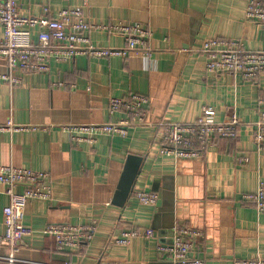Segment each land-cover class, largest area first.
Wrapping results in <instances>:
<instances>
[{"label": "crops", "instance_id": "crops-1", "mask_svg": "<svg viewBox=\"0 0 264 264\" xmlns=\"http://www.w3.org/2000/svg\"><path fill=\"white\" fill-rule=\"evenodd\" d=\"M249 2L19 0L24 17L57 18L64 9H77L94 25L139 24L151 32V52L128 59L79 56L52 64L48 73L15 70L17 84L0 81V166L50 175L51 197L26 207L24 224L32 232L21 241L17 264H173L157 247L174 240L175 229L183 226L201 233L190 254L205 264L264 258V214L242 200L264 186V148L259 150L254 139L263 111L264 72L253 81L209 74L202 52L210 40L264 51L263 28L246 21ZM3 37L0 24V42ZM89 37L97 47L126 46L116 34L93 31ZM7 71L8 62L0 57V72ZM132 94L150 99V126L129 127L126 137L97 136L93 144L74 143L64 129L127 120L124 112H110V100ZM205 107L214 110L215 123L236 114L237 137L217 139L194 159L162 156L164 125L193 123ZM10 123L19 129L12 130ZM129 155L143 159L141 175L126 206L119 208L113 199ZM5 190L0 184V235L9 204ZM140 191L157 193V205H141ZM94 222L93 240L75 251H58L44 232L50 224ZM131 228L151 229L155 236L117 245L115 239Z\"/></svg>", "mask_w": 264, "mask_h": 264}, {"label": "built area", "instance_id": "built-area-1", "mask_svg": "<svg viewBox=\"0 0 264 264\" xmlns=\"http://www.w3.org/2000/svg\"><path fill=\"white\" fill-rule=\"evenodd\" d=\"M246 21L258 23L264 30V2L250 0L246 10ZM0 24L4 28V37L0 42V57L8 62V71L0 72V81L17 84L20 82L12 72L21 70L28 73H48L52 64H67L79 56L94 58L124 57L131 55H149L151 32L139 24L94 25L88 23L81 10L64 9L57 18L24 17L19 11V0H0ZM37 29V39L33 32ZM93 31L120 35L125 39V48H102L95 46L89 37ZM207 56L206 71L218 76L233 75L243 80L253 81L264 72V51H248L241 42L210 40L203 46ZM64 86V84L58 85ZM150 99L132 94L127 98L110 100V112H124L127 120L117 124L67 126L74 143H95L101 135L126 137L127 128L132 126H150L148 120ZM263 111L256 124L255 142L259 150L264 148V102ZM215 112L205 107L202 116L190 124H166L163 130L161 155L176 160L194 159L202 151L213 146L217 139H235L240 121L236 114L222 123H215L211 118ZM12 130H18L9 124ZM36 129V128H35ZM199 147H196V143ZM49 173L37 172L16 166H0V184L5 186L9 204L3 210L5 232L0 235V250L7 249V255L0 254V260L17 264L20 244L31 230L24 224L26 207L36 199L47 200L51 191L46 186ZM18 186L24 190L18 192ZM141 205L156 206L159 200L154 192L137 193ZM245 202L254 204L260 215L264 214V186L254 194L242 196ZM97 231L96 223L88 225L50 224L45 234L54 239L58 251H75L91 242ZM154 238V231H141L137 228L123 230L115 239L117 245H129L133 238ZM201 233L189 227L175 229L172 244H160L157 251L173 264H205L203 260L192 258L191 250ZM234 264H264V258L237 259Z\"/></svg>", "mask_w": 264, "mask_h": 264}, {"label": "water", "instance_id": "water-1", "mask_svg": "<svg viewBox=\"0 0 264 264\" xmlns=\"http://www.w3.org/2000/svg\"><path fill=\"white\" fill-rule=\"evenodd\" d=\"M143 159L139 156L129 155L114 195L113 205L124 208L131 196L132 190L141 175ZM173 239L170 243L172 244Z\"/></svg>", "mask_w": 264, "mask_h": 264}]
</instances>
